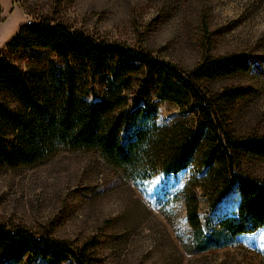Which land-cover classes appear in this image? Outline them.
<instances>
[{
    "label": "rangeland",
    "instance_id": "rangeland-1",
    "mask_svg": "<svg viewBox=\"0 0 264 264\" xmlns=\"http://www.w3.org/2000/svg\"><path fill=\"white\" fill-rule=\"evenodd\" d=\"M40 20L143 49L183 71L207 57L248 55L250 72L207 87L214 94L250 90L221 103L220 120L237 137L264 136V0H0V52L21 27ZM149 98L164 130L197 126L192 103L160 101L153 85ZM240 170L264 180V159H244ZM199 177L192 165L133 180L95 151L62 149L38 165L0 170V222L74 249L87 244L93 264H264V228L235 238L222 234L219 222L235 212L239 196L233 191L212 208ZM191 197L199 229L187 219Z\"/></svg>",
    "mask_w": 264,
    "mask_h": 264
},
{
    "label": "trees",
    "instance_id": "trees-1",
    "mask_svg": "<svg viewBox=\"0 0 264 264\" xmlns=\"http://www.w3.org/2000/svg\"><path fill=\"white\" fill-rule=\"evenodd\" d=\"M251 69L250 57L242 53L207 57L183 71L151 52L64 24L40 20L23 26L0 52V170L38 165L62 149L95 151L133 180L196 165L198 186L212 208L233 191L239 196L235 212L219 222L221 233L253 234L264 228V180L240 167L244 159H264V136L237 137L223 128L219 114L221 103L251 91L214 94L207 87ZM152 85L160 101L192 103L195 129L173 132L158 125V105L149 98ZM192 199L187 219L199 229ZM40 258L46 264H93L87 244L74 249L0 222V264H34Z\"/></svg>",
    "mask_w": 264,
    "mask_h": 264
}]
</instances>
